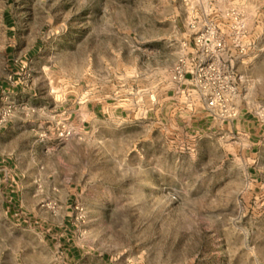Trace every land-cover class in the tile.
<instances>
[{"label": "rangeland", "instance_id": "obj_1", "mask_svg": "<svg viewBox=\"0 0 264 264\" xmlns=\"http://www.w3.org/2000/svg\"><path fill=\"white\" fill-rule=\"evenodd\" d=\"M212 29L237 115L192 83L197 107L171 112L169 77L191 74L173 67L206 59ZM1 81L28 219L0 194L2 250L36 262L45 223L67 221L90 264H264V0H0ZM96 96L109 109L90 123Z\"/></svg>", "mask_w": 264, "mask_h": 264}, {"label": "crops", "instance_id": "obj_2", "mask_svg": "<svg viewBox=\"0 0 264 264\" xmlns=\"http://www.w3.org/2000/svg\"><path fill=\"white\" fill-rule=\"evenodd\" d=\"M190 73L187 74L183 87L178 85L169 77L167 84V95L158 99V103H164L172 112L183 113L192 111L193 106L196 108L197 104L195 97H193L194 87L191 85L189 79ZM80 109L87 117V121L92 123L96 121L97 117L109 109V104L100 96L94 99H88L84 104L80 105ZM23 168L21 157L14 150L8 151L0 148V194L2 196V203L6 210H16L26 215V209L19 201V195L22 193V185L20 183V175H23ZM19 182H18V180ZM19 215V214H17ZM28 222V219L20 217ZM69 224L64 221L63 225H55L46 222L42 227V250L36 254L37 261L32 262L28 260L23 254L18 257L14 252L2 250L0 247V264H76L81 259L85 260V264H90L92 259L82 254L81 249L72 243L68 236ZM67 235H64L63 232ZM58 245V252L52 250L51 245Z\"/></svg>", "mask_w": 264, "mask_h": 264}, {"label": "built area", "instance_id": "obj_3", "mask_svg": "<svg viewBox=\"0 0 264 264\" xmlns=\"http://www.w3.org/2000/svg\"><path fill=\"white\" fill-rule=\"evenodd\" d=\"M196 45L206 59L191 64L187 58L180 57L173 67L174 79L181 83L185 74L191 72V83L203 94L206 107L224 118H234L237 109L229 103L226 96L231 87L229 74L218 60L225 48L224 38L213 29L206 30L196 37ZM59 123L63 128L58 135L64 136L74 132V125L57 120V124Z\"/></svg>", "mask_w": 264, "mask_h": 264}, {"label": "trees", "instance_id": "obj_4", "mask_svg": "<svg viewBox=\"0 0 264 264\" xmlns=\"http://www.w3.org/2000/svg\"><path fill=\"white\" fill-rule=\"evenodd\" d=\"M5 87H8V83L6 81H1L0 82V91H2ZM9 212L11 214H19L20 217H23V218L27 219L26 215H24L23 213L21 214L20 212H16V210H10Z\"/></svg>", "mask_w": 264, "mask_h": 264}]
</instances>
